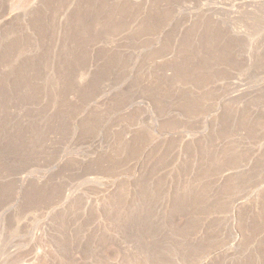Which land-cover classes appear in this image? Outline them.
Instances as JSON below:
<instances>
[{"label":"rangeland","instance_id":"obj_1","mask_svg":"<svg viewBox=\"0 0 264 264\" xmlns=\"http://www.w3.org/2000/svg\"><path fill=\"white\" fill-rule=\"evenodd\" d=\"M0 264H264V0H0Z\"/></svg>","mask_w":264,"mask_h":264},{"label":"bare ground","instance_id":"obj_2","mask_svg":"<svg viewBox=\"0 0 264 264\" xmlns=\"http://www.w3.org/2000/svg\"><path fill=\"white\" fill-rule=\"evenodd\" d=\"M244 1V0H243Z\"/></svg>","mask_w":264,"mask_h":264}]
</instances>
